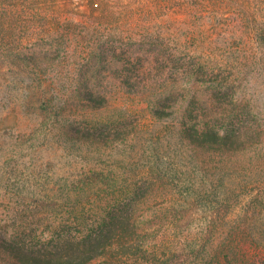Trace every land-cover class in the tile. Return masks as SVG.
<instances>
[{
	"label": "rangeland",
	"instance_id": "rangeland-1",
	"mask_svg": "<svg viewBox=\"0 0 264 264\" xmlns=\"http://www.w3.org/2000/svg\"><path fill=\"white\" fill-rule=\"evenodd\" d=\"M88 1L0 0V264L125 210L154 264H264V0H104L132 31Z\"/></svg>",
	"mask_w": 264,
	"mask_h": 264
},
{
	"label": "trees",
	"instance_id": "trees-1",
	"mask_svg": "<svg viewBox=\"0 0 264 264\" xmlns=\"http://www.w3.org/2000/svg\"><path fill=\"white\" fill-rule=\"evenodd\" d=\"M88 8L92 13L100 12L104 16H114V20L127 23L119 25V31H132L131 22L133 19L144 17L149 12L145 6H133L130 4L108 5L106 1L89 0ZM165 7V6H164ZM165 14L175 11V6H167ZM117 26V27H119ZM123 27V29H121ZM256 40L262 41L264 33L258 34ZM86 98L91 101L102 103L104 100L101 96L90 91ZM45 101V100H44ZM46 102V101H45ZM87 136L94 138L107 137L97 132H87ZM188 139L198 147L207 145H216L225 147L229 150L241 147L242 141L234 132L220 133L214 129H189L186 133ZM101 136V137H100ZM134 214L131 210H125L111 215L103 225L94 232L77 240L66 239L60 243L47 246L39 251H29L19 244L18 240L2 241L1 248L9 254H12L19 264H88L100 257L106 260H113L114 257L119 261L126 262L133 259L150 261L154 264L157 255L152 254L150 247L145 243L142 233L138 228L131 224L134 222ZM155 257H153V256ZM142 258V259H140Z\"/></svg>",
	"mask_w": 264,
	"mask_h": 264
}]
</instances>
